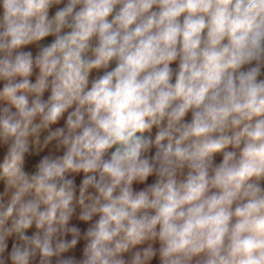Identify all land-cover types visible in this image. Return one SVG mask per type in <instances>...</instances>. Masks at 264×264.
Here are the masks:
<instances>
[{
    "label": "clouds",
    "instance_id": "obj_1",
    "mask_svg": "<svg viewBox=\"0 0 264 264\" xmlns=\"http://www.w3.org/2000/svg\"><path fill=\"white\" fill-rule=\"evenodd\" d=\"M0 264H264V0H0Z\"/></svg>",
    "mask_w": 264,
    "mask_h": 264
}]
</instances>
